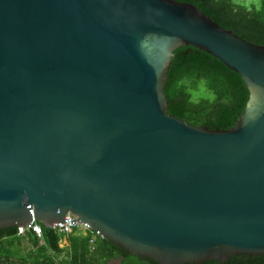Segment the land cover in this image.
Masks as SVG:
<instances>
[{
  "label": "water",
  "instance_id": "95a60500",
  "mask_svg": "<svg viewBox=\"0 0 264 264\" xmlns=\"http://www.w3.org/2000/svg\"><path fill=\"white\" fill-rule=\"evenodd\" d=\"M184 46L242 76L231 128L168 114ZM68 214L161 264L264 254V45L178 0H0V228Z\"/></svg>",
  "mask_w": 264,
  "mask_h": 264
},
{
  "label": "trees",
  "instance_id": "16d2710c",
  "mask_svg": "<svg viewBox=\"0 0 264 264\" xmlns=\"http://www.w3.org/2000/svg\"><path fill=\"white\" fill-rule=\"evenodd\" d=\"M196 5L220 26L245 40L264 45V0L249 6L234 0H178ZM168 114L196 126L229 129L243 113L249 90L240 74L214 56L193 46L174 52L166 81ZM44 237L18 234V226L0 228V264H161L132 255L98 234L74 228L69 234L42 224ZM43 240V243H41ZM64 242V244H63ZM185 264H264V254L233 255L228 261L209 260Z\"/></svg>",
  "mask_w": 264,
  "mask_h": 264
},
{
  "label": "built area",
  "instance_id": "2783aa9c",
  "mask_svg": "<svg viewBox=\"0 0 264 264\" xmlns=\"http://www.w3.org/2000/svg\"><path fill=\"white\" fill-rule=\"evenodd\" d=\"M72 220H74V217L71 214H68L65 219V223L61 225H54L52 229L57 230V232L61 234H69L72 232V230L76 227H82L78 223L73 224ZM86 229H90L88 226L84 225ZM92 230V229H91ZM93 231V230H92ZM27 232L35 233L39 238L43 239L44 233H43V227L41 225V222H39L36 218H33L31 223L26 226H18V234L24 235ZM95 232V231H93ZM102 236V235H101ZM103 237V236H102ZM98 238V233H93V237L91 242L94 244L95 240Z\"/></svg>",
  "mask_w": 264,
  "mask_h": 264
},
{
  "label": "rangeland",
  "instance_id": "374dc122",
  "mask_svg": "<svg viewBox=\"0 0 264 264\" xmlns=\"http://www.w3.org/2000/svg\"><path fill=\"white\" fill-rule=\"evenodd\" d=\"M236 3H239V4H246V5H253L255 4L256 6H259L260 5V0H234ZM80 231H87L88 229L85 228V226H82V227H78ZM43 241V240H42ZM43 243V242H41ZM64 244V242H63ZM116 264H119L120 263V260H115L114 261Z\"/></svg>",
  "mask_w": 264,
  "mask_h": 264
},
{
  "label": "crops",
  "instance_id": "0c3cea01",
  "mask_svg": "<svg viewBox=\"0 0 264 264\" xmlns=\"http://www.w3.org/2000/svg\"><path fill=\"white\" fill-rule=\"evenodd\" d=\"M84 233H86V231H85ZM42 242H43V241H42Z\"/></svg>",
  "mask_w": 264,
  "mask_h": 264
}]
</instances>
